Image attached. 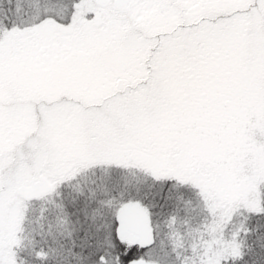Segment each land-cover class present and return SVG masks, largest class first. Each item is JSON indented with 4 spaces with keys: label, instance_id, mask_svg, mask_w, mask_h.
Wrapping results in <instances>:
<instances>
[{
    "label": "snow or ice",
    "instance_id": "obj_1",
    "mask_svg": "<svg viewBox=\"0 0 264 264\" xmlns=\"http://www.w3.org/2000/svg\"><path fill=\"white\" fill-rule=\"evenodd\" d=\"M0 264H264V0H0Z\"/></svg>",
    "mask_w": 264,
    "mask_h": 264
}]
</instances>
